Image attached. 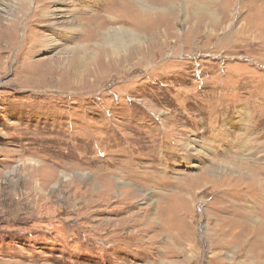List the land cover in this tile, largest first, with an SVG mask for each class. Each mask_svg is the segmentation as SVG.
<instances>
[{
	"label": "rangeland",
	"instance_id": "obj_1",
	"mask_svg": "<svg viewBox=\"0 0 264 264\" xmlns=\"http://www.w3.org/2000/svg\"><path fill=\"white\" fill-rule=\"evenodd\" d=\"M0 264H264V0H0Z\"/></svg>",
	"mask_w": 264,
	"mask_h": 264
},
{
	"label": "bare ground",
	"instance_id": "obj_2",
	"mask_svg": "<svg viewBox=\"0 0 264 264\" xmlns=\"http://www.w3.org/2000/svg\"><path fill=\"white\" fill-rule=\"evenodd\" d=\"M62 1V0H61ZM123 1V0H122ZM119 2V1H118ZM122 4V3H121ZM156 9V8H155ZM158 9V8H157ZM159 9H161V8H159ZM170 9V8H169ZM145 10H148V8L147 7H144V5H142V8H141V10L140 11H145ZM168 10V9H167ZM50 43V42H49ZM50 45L51 44H46L45 46H44V48H46V47H50ZM39 62V61H38ZM55 63V62H54ZM78 67H80V65L78 66Z\"/></svg>",
	"mask_w": 264,
	"mask_h": 264
}]
</instances>
